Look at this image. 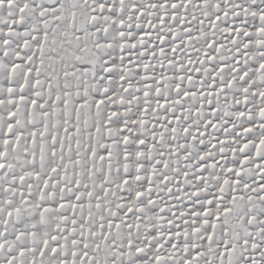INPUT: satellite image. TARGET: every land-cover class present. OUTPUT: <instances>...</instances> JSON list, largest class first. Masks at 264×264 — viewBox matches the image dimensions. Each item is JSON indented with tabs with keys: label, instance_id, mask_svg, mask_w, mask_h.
I'll list each match as a JSON object with an SVG mask.
<instances>
[{
	"label": "snow or ice",
	"instance_id": "snow-or-ice-1",
	"mask_svg": "<svg viewBox=\"0 0 264 264\" xmlns=\"http://www.w3.org/2000/svg\"><path fill=\"white\" fill-rule=\"evenodd\" d=\"M0 264H264V0H0Z\"/></svg>",
	"mask_w": 264,
	"mask_h": 264
}]
</instances>
